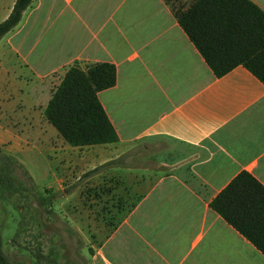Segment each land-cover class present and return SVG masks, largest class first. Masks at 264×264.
I'll return each mask as SVG.
<instances>
[{"label":"crops","instance_id":"obj_1","mask_svg":"<svg viewBox=\"0 0 264 264\" xmlns=\"http://www.w3.org/2000/svg\"><path fill=\"white\" fill-rule=\"evenodd\" d=\"M250 1L264 11V0ZM14 3L0 0V23ZM103 63L116 69L115 86L98 99L118 142L71 147L50 130L44 109L71 67ZM150 140L195 151L160 160L147 153ZM32 145L55 177L112 162L90 177L127 183L107 199L132 201L128 209L99 214L100 200L85 199L95 211L77 225L113 227L90 264H264L209 206L241 172L264 187V85L241 66L216 78L166 0L32 1L0 40V147L13 156ZM80 193L71 194L73 209Z\"/></svg>","mask_w":264,"mask_h":264},{"label":"trees","instance_id":"obj_2","mask_svg":"<svg viewBox=\"0 0 264 264\" xmlns=\"http://www.w3.org/2000/svg\"><path fill=\"white\" fill-rule=\"evenodd\" d=\"M32 1L15 0L9 16L0 23V40L18 25ZM174 16L216 78L241 66L264 85V11L253 2L191 0L185 9L175 10ZM115 84L116 69L111 64H95L85 70L73 66L53 91L44 118L71 147L117 143L118 136L98 99L99 92ZM112 164L99 166L83 177ZM19 168L22 165L16 158L0 152V199L28 191L23 182L14 180ZM56 198L52 194L41 201L51 204ZM209 206L264 256V187L256 179L241 172ZM34 259L33 264H56L39 253ZM0 264H8L1 240Z\"/></svg>","mask_w":264,"mask_h":264},{"label":"rangeland","instance_id":"obj_3","mask_svg":"<svg viewBox=\"0 0 264 264\" xmlns=\"http://www.w3.org/2000/svg\"><path fill=\"white\" fill-rule=\"evenodd\" d=\"M190 1L166 0L173 12L185 9ZM49 127L57 135L55 129L51 125ZM53 138L49 139L53 141ZM144 144L148 147L147 153L158 155L160 160L169 158L178 161L187 155L186 152L192 154L195 151L194 148L167 140H150ZM39 148L32 145L13 155L22 165V168L16 169L14 180L16 183L23 182L28 191L0 199L1 251L8 264H33L35 253L49 256L56 264H90L93 248L113 227L77 225L81 221L77 218L95 211L88 210L85 199L94 195L95 199L100 200L97 204L99 214L110 211V205L128 209L132 201L123 203L114 200L109 203L107 199L115 198L117 194L114 191L118 188L126 190L127 183L108 174L86 178L80 170L59 171L55 177ZM135 150L130 147L126 153L134 154ZM0 152L7 154L4 147H0ZM49 164L57 173V161L52 159ZM78 188L81 189L80 207L73 209L75 201L71 194ZM120 189L118 191L122 192ZM45 190L50 191L49 194ZM93 190L95 194H92ZM52 194L57 198L51 204L41 201V197Z\"/></svg>","mask_w":264,"mask_h":264}]
</instances>
